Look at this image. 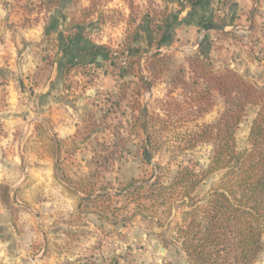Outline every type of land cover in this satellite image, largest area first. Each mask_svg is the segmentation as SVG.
<instances>
[{"label": "rangeland", "instance_id": "rangeland-1", "mask_svg": "<svg viewBox=\"0 0 264 264\" xmlns=\"http://www.w3.org/2000/svg\"><path fill=\"white\" fill-rule=\"evenodd\" d=\"M214 22L226 27L214 30ZM29 44L42 66L68 62L55 94L23 84L18 59ZM93 45L106 50L89 63ZM202 48L214 70L263 84L264 0H0V264H188L164 247L165 230L149 213L137 215L118 194L132 181L152 183L158 168L173 173L188 159L208 165L211 146L177 152L187 132L214 123L224 108L217 93L203 117L188 105V59ZM129 52L144 55L149 87L121 76ZM158 53L154 75L146 59ZM9 83L27 92L13 108ZM255 113L240 126V148ZM149 129L157 133L151 145ZM221 175L205 181L200 198ZM104 192L110 197L96 199Z\"/></svg>", "mask_w": 264, "mask_h": 264}, {"label": "trees", "instance_id": "trees-1", "mask_svg": "<svg viewBox=\"0 0 264 264\" xmlns=\"http://www.w3.org/2000/svg\"><path fill=\"white\" fill-rule=\"evenodd\" d=\"M165 22L167 19L163 30ZM225 27L214 22L210 28L223 31ZM148 33L153 36L154 30L149 27ZM103 50L105 47H89L86 61L96 60V52ZM101 56L107 59V55ZM160 56L152 54L146 59L154 75L160 68V61L155 59ZM143 57L129 52V66L121 76L133 75L147 88L151 82L144 76ZM188 61L195 82L187 99L189 107L195 108V117L213 109L214 93L221 97L224 108L214 123L187 132L177 152L188 154L201 145L211 146L208 165L201 167L188 159L178 163L173 173L170 168H158L152 183L132 181L118 196L127 197L137 215L149 213L148 218L165 230L160 234L164 247L183 253L188 264H257L264 239V83H255L231 69L214 70L204 48ZM185 79L181 81L187 84ZM250 109L256 110L255 117L247 146L240 148L237 134ZM142 128L146 130L145 123ZM156 134L150 130L149 145ZM218 173L222 175L217 184L200 198L199 188ZM108 197L104 192L96 199Z\"/></svg>", "mask_w": 264, "mask_h": 264}, {"label": "crops", "instance_id": "crops-1", "mask_svg": "<svg viewBox=\"0 0 264 264\" xmlns=\"http://www.w3.org/2000/svg\"><path fill=\"white\" fill-rule=\"evenodd\" d=\"M32 35H34L32 31L26 33L27 38L28 39L31 38L30 39L31 42H35L37 37L33 39ZM30 44L27 48H25L22 51V54H20V58L18 59L19 60V72H20L21 77L23 78L22 79L23 84L30 83V86L33 87L35 94L38 93V94L46 95L48 94L50 90H52L51 92L53 93L55 92V90H58L60 83H62L61 74L63 72L64 66L68 65V62H65L64 59H61L59 60L58 65H56L54 68L52 66H47V65L42 66L41 60L37 58L36 47ZM50 83H53V84L51 85ZM8 85L9 86L7 88H8L9 94L7 98H8V101H10L11 103L9 104V107L10 108L17 107V105H15L14 102L17 100H20V98L23 96H27V92H25L26 91L25 89H22V92L18 91L19 92L18 94L16 91H14L15 88H14L13 83H9ZM34 100H35V97H34ZM31 114L32 112L29 114L27 113V115L29 116Z\"/></svg>", "mask_w": 264, "mask_h": 264}]
</instances>
